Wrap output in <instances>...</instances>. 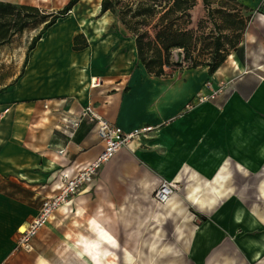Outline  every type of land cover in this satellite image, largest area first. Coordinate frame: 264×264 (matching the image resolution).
I'll return each instance as SVG.
<instances>
[{
  "label": "crops",
  "instance_id": "1",
  "mask_svg": "<svg viewBox=\"0 0 264 264\" xmlns=\"http://www.w3.org/2000/svg\"><path fill=\"white\" fill-rule=\"evenodd\" d=\"M238 1L251 15L264 17V0ZM196 6H201L200 1ZM66 17L43 33L28 52L22 75L0 91V264L19 263L22 257L39 261L41 256L34 249L37 245L41 251L50 249L49 241L65 234L61 223L68 216L74 223L70 242L86 264H96L99 253L115 251L116 229L124 232L123 251L139 253L145 223L157 206L152 195L162 179L183 182L177 192L180 196L175 193L169 204L184 208L180 201H194L192 181L215 182L228 167L243 177L255 176L264 168V83L248 91L237 84L218 110L211 107L208 112L205 103L184 113V104L203 90L206 78L215 86L217 74L226 76L227 58L212 75L206 66H199L174 67L179 70L170 75L152 76L137 61L134 42L123 26L103 34L99 42L84 36L88 46L73 51L72 39L82 32L55 30ZM262 24L258 17H251L243 37L250 36L249 26L254 30ZM246 40L241 38L237 49ZM93 78L97 86H91ZM88 104L124 131L144 125L154 129L148 138L120 149L91 184L56 210L39 232L40 239L39 234L34 238L31 251H16L18 229L50 194L49 184L58 171L84 165L102 150L94 125L87 119L73 137L58 129L63 113L76 114ZM249 212L246 228L257 222L256 213ZM130 213H137L139 224L135 231L125 232V215ZM221 213L232 231L246 215L241 202L233 207L226 204ZM115 222L124 224L115 228ZM56 247L59 253L61 246Z\"/></svg>",
  "mask_w": 264,
  "mask_h": 264
},
{
  "label": "rangeland",
  "instance_id": "2",
  "mask_svg": "<svg viewBox=\"0 0 264 264\" xmlns=\"http://www.w3.org/2000/svg\"><path fill=\"white\" fill-rule=\"evenodd\" d=\"M5 1L31 5L41 12L49 13L60 10L68 0ZM99 7L100 0H79L66 14L67 17L56 24L55 30L64 29L66 33L71 28L69 32H82L87 39L99 42L103 34L116 32L120 26L115 15L109 12L99 14ZM190 13L191 27L196 28L197 22L203 18L201 6L194 7ZM253 16L264 21V17L251 15ZM40 27L38 24L32 25L0 46V88L10 84L22 70L27 45ZM250 27L247 29L250 36H242L247 42H243L240 48L231 52L223 65L229 71L224 72L226 76L217 74L219 80L215 86L206 78L203 90L200 89L206 92V87H210V90L216 93L214 98L194 109L206 103L208 112L212 109L218 110L236 89L237 84L240 83L243 90L248 91L254 84L264 83V26L254 30H250ZM173 58L178 60L176 53ZM185 69H188L187 64L181 67V70ZM177 70L179 69L173 66L166 68L167 73ZM217 176L218 181L216 179L215 182L192 181L195 186L191 189L194 201H180L184 208L173 207L169 202L153 206L151 218L146 216L150 220L145 223V236L142 238L139 253L123 251L124 232L116 229L113 235L115 251L96 255V264H264V168L255 176L243 177L242 173H235L228 167ZM179 183L181 191L183 182L180 180ZM176 195L180 196V192ZM238 201L241 202L246 215L242 216L243 222L236 225L233 231L228 230V223L224 221L227 216L218 212L224 210L226 204L233 207ZM249 210L257 215V222L252 228H246L250 217ZM121 216L122 214H119L118 217ZM136 218L137 213L125 215V228H128L125 232L137 229L139 222ZM185 223H188L186 230ZM123 224L115 222V228ZM61 225L66 228V232L59 239L55 236L49 241L50 249L41 251L37 248L38 245L34 249L33 253L41 256L39 261H33L32 257H22L18 260L19 263L14 264H86L83 254L74 252L70 242L73 238V220L68 216ZM69 228L71 230H68ZM183 234L186 236L182 237ZM56 246H61L59 253Z\"/></svg>",
  "mask_w": 264,
  "mask_h": 264
},
{
  "label": "trees",
  "instance_id": "3",
  "mask_svg": "<svg viewBox=\"0 0 264 264\" xmlns=\"http://www.w3.org/2000/svg\"><path fill=\"white\" fill-rule=\"evenodd\" d=\"M79 0H68L56 12H41L26 4L0 2V46L32 25L41 27L30 39L27 54L43 33L64 17ZM201 4L203 18L192 28L191 11ZM109 12L127 31L135 46L137 61L146 72L160 77L170 75L166 68L206 66L212 75L235 51L251 14L238 0H100L99 14ZM88 42L82 33L72 39L73 51L83 50ZM181 54L179 60L173 54ZM23 68L13 81L22 75Z\"/></svg>",
  "mask_w": 264,
  "mask_h": 264
},
{
  "label": "built area",
  "instance_id": "4",
  "mask_svg": "<svg viewBox=\"0 0 264 264\" xmlns=\"http://www.w3.org/2000/svg\"><path fill=\"white\" fill-rule=\"evenodd\" d=\"M96 78L91 79V86H97ZM206 92H197L183 106V111L193 110L198 105L213 99L215 91L206 87ZM47 108V105H44ZM87 119L94 125V131L102 142V150L96 158L84 165L74 168L60 169L50 182V194L40 201L36 214L30 221L18 229L15 238L14 250L31 251L33 241L38 232L48 223L53 213L65 205L80 189L93 182L102 166L107 163L123 147L132 141H142L149 137L153 131L151 125H144L124 131L115 124L108 122L98 115L90 104L82 107L76 114L63 113L58 123V129L69 137H73L81 122ZM63 154V150H59ZM180 190V183L174 180L162 179L155 189L152 199L156 205H165L171 197Z\"/></svg>",
  "mask_w": 264,
  "mask_h": 264
},
{
  "label": "water",
  "instance_id": "5",
  "mask_svg": "<svg viewBox=\"0 0 264 264\" xmlns=\"http://www.w3.org/2000/svg\"><path fill=\"white\" fill-rule=\"evenodd\" d=\"M177 57H178V60L180 59V57H181V54L180 53H178L177 54Z\"/></svg>",
  "mask_w": 264,
  "mask_h": 264
}]
</instances>
